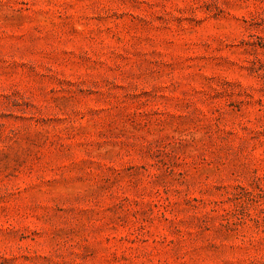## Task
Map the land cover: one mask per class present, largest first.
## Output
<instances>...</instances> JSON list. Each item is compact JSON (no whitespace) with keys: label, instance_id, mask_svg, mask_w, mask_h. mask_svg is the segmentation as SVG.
<instances>
[{"label":"rangeland","instance_id":"374dc122","mask_svg":"<svg viewBox=\"0 0 264 264\" xmlns=\"http://www.w3.org/2000/svg\"><path fill=\"white\" fill-rule=\"evenodd\" d=\"M0 264H264V0H0Z\"/></svg>","mask_w":264,"mask_h":264}]
</instances>
